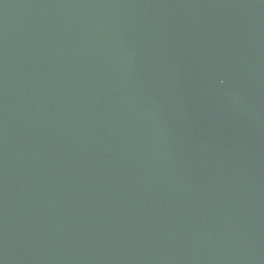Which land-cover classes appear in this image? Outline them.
<instances>
[{"label":"water","instance_id":"obj_1","mask_svg":"<svg viewBox=\"0 0 264 264\" xmlns=\"http://www.w3.org/2000/svg\"><path fill=\"white\" fill-rule=\"evenodd\" d=\"M0 264H264V0H0Z\"/></svg>","mask_w":264,"mask_h":264}]
</instances>
